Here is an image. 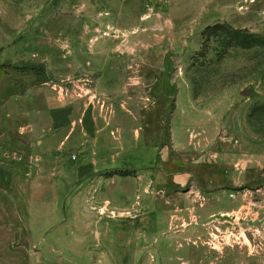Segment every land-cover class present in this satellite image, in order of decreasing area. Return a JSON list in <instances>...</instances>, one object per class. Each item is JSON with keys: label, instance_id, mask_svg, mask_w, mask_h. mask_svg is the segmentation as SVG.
<instances>
[{"label": "rangeland", "instance_id": "1", "mask_svg": "<svg viewBox=\"0 0 264 264\" xmlns=\"http://www.w3.org/2000/svg\"><path fill=\"white\" fill-rule=\"evenodd\" d=\"M0 68V264H264V0H0Z\"/></svg>", "mask_w": 264, "mask_h": 264}, {"label": "crops", "instance_id": "2", "mask_svg": "<svg viewBox=\"0 0 264 264\" xmlns=\"http://www.w3.org/2000/svg\"><path fill=\"white\" fill-rule=\"evenodd\" d=\"M7 180V179H10L11 178V174L10 173H7L5 170L3 169H0V181H2L4 178Z\"/></svg>", "mask_w": 264, "mask_h": 264}, {"label": "trees", "instance_id": "3", "mask_svg": "<svg viewBox=\"0 0 264 264\" xmlns=\"http://www.w3.org/2000/svg\"><path fill=\"white\" fill-rule=\"evenodd\" d=\"M5 74H7V71L6 70H3L2 68H0V79Z\"/></svg>", "mask_w": 264, "mask_h": 264}, {"label": "bare ground", "instance_id": "4", "mask_svg": "<svg viewBox=\"0 0 264 264\" xmlns=\"http://www.w3.org/2000/svg\"><path fill=\"white\" fill-rule=\"evenodd\" d=\"M102 214H104V212H101Z\"/></svg>", "mask_w": 264, "mask_h": 264}]
</instances>
